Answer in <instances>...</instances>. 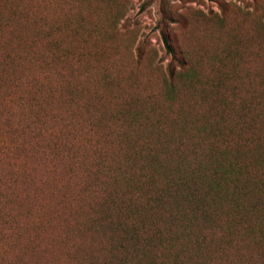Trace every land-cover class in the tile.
I'll return each mask as SVG.
<instances>
[{
  "label": "rangeland",
  "instance_id": "374dc122",
  "mask_svg": "<svg viewBox=\"0 0 264 264\" xmlns=\"http://www.w3.org/2000/svg\"><path fill=\"white\" fill-rule=\"evenodd\" d=\"M162 34L200 72L210 71L216 56L249 78L243 94L264 97V0H0V169L10 163L15 195L2 210L18 226L11 233L0 227V264L19 255L39 264H88L92 247L101 248L88 214L92 184L83 189L96 134L82 168L62 147L71 138L80 145L88 113L103 110L106 127L123 101L150 96L161 104L171 61ZM15 95L24 96L22 113L6 122L3 105L15 113ZM10 143L24 153L7 156L2 145ZM43 145L54 152L41 154ZM95 256L101 261L103 252Z\"/></svg>",
  "mask_w": 264,
  "mask_h": 264
},
{
  "label": "trees",
  "instance_id": "16d2710c",
  "mask_svg": "<svg viewBox=\"0 0 264 264\" xmlns=\"http://www.w3.org/2000/svg\"><path fill=\"white\" fill-rule=\"evenodd\" d=\"M162 40L171 61L161 104L150 96L138 104L123 101L110 115L114 125L106 127L100 124L103 110L88 113L80 145L71 138L62 147L73 166L82 168L96 134L95 162L85 170L91 181L83 189L92 184L88 214L101 248L92 247L88 264H264V97L246 89L243 94L249 78L225 69L218 57L202 73L191 56L176 55L166 34ZM35 50L33 45L28 55ZM15 100V113L3 105L6 122L21 116L24 96ZM81 111L76 106L73 114ZM18 146L5 144L2 151L23 154L25 147ZM45 151L54 148L43 145ZM12 177L10 163L4 164L0 227L8 233L18 231L13 216L2 210L14 201ZM97 251L103 252L101 261ZM37 262L20 255L12 260Z\"/></svg>",
  "mask_w": 264,
  "mask_h": 264
}]
</instances>
